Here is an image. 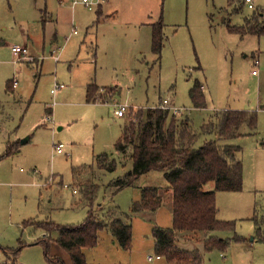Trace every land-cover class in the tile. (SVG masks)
<instances>
[{
  "label": "rangeland",
  "instance_id": "374dc122",
  "mask_svg": "<svg viewBox=\"0 0 264 264\" xmlns=\"http://www.w3.org/2000/svg\"><path fill=\"white\" fill-rule=\"evenodd\" d=\"M104 1V12L111 15L104 23H93L92 10L83 5L72 8L71 0H0V121L20 140L31 137L20 146L21 159L13 153L0 162V170L13 169L12 174L0 177L4 190L0 195V263L6 258L2 247H17L22 241L25 246L18 264H62L48 261L43 244L34 243L31 233L48 236L35 220L77 225L94 208L104 218L117 217L112 212L115 207L131 213L142 186L152 185L160 187L163 195L155 216L159 220L136 214L130 248L104 228L97 245L87 247L85 255L88 262L99 264H165L148 260V255L158 256L153 224H172L170 183L163 171H150L139 178L137 187L119 191L113 182L133 168L127 157L130 152L123 155L115 148L125 123L135 120L142 109L146 113L148 108H158L169 97L188 108L176 115L177 122L188 123L190 118L197 130L208 123L206 131L211 133L202 134L199 145L216 138L212 121L218 111H257L254 128L245 125L241 135L222 140L240 147L238 156L244 164L242 190H220L216 196L217 218L233 222L234 227L214 230L211 235L230 239L229 245L224 250H206L203 235L188 233L180 234L179 245L197 242L204 264H264V241L255 239L258 233L264 234V105L259 102L264 97V39L259 45L257 36L242 38L228 29L226 10L237 6L231 7L230 0ZM255 3L264 6V0ZM251 10L245 5L234 12L231 23L243 24ZM161 14L167 38L158 54L152 49L151 27L145 24ZM72 15L78 20L62 23V16L70 19ZM73 28L78 32L71 33ZM14 44L28 45L35 57L15 61ZM55 82L67 85L56 96L51 93ZM92 82L114 88L115 94L102 101L100 96L109 89L99 87V102H88L87 88ZM198 84L204 85L202 107L195 105L191 94ZM123 103L131 107L126 116L118 117L115 107ZM167 114L170 121L172 113ZM59 142L70 155L52 156L54 143ZM103 153L109 156L107 166L116 161L115 169L99 165L98 154ZM34 179L41 185L33 184ZM87 184L94 186L92 204L86 197ZM204 188L214 189L215 182ZM28 219L33 220L25 224ZM236 235L245 239L236 241ZM51 255L73 264L56 241Z\"/></svg>",
  "mask_w": 264,
  "mask_h": 264
},
{
  "label": "trees",
  "instance_id": "16d2710c",
  "mask_svg": "<svg viewBox=\"0 0 264 264\" xmlns=\"http://www.w3.org/2000/svg\"><path fill=\"white\" fill-rule=\"evenodd\" d=\"M163 15L153 24L152 49L160 54L165 43ZM232 32L245 34H264V18L254 11L241 25L228 23ZM199 85V86H198ZM191 90L192 98L197 107L204 105V96L200 90L203 84H198ZM98 86L89 84L87 88L88 102L98 101ZM109 93L102 101L108 100L115 94L114 88L106 87ZM168 110L148 108L142 109L135 120L124 125L115 148L120 154H126L133 161V168L124 176L118 177L113 184L117 191L133 186H138L139 178L153 170L163 171L164 177L170 183L171 199L173 206L172 224L168 227L155 226L152 234L155 239V252L164 256L171 264H203L201 253L198 249L189 250L179 245V236L183 234L203 235L206 250L219 247L224 250L230 239L211 235L214 230L231 228L233 222L217 218V191H239L243 188L244 164L238 156L239 146L223 143L222 140L242 134V127L248 125L254 128L257 123V111L242 109H223L217 112L216 121H212L216 138L198 144L202 134L206 131L208 123L203 124L201 130L195 129L190 122H177L176 115L172 113L168 121ZM146 117L144 121L143 117ZM167 121L169 122L167 125ZM21 140L8 141L5 151L0 154V160L20 150ZM107 153L98 155L100 166L110 170L115 169L116 161L107 166ZM79 173L78 168H74ZM214 181L215 188L206 190V184ZM94 186L86 185V197L93 203ZM163 203L161 188L158 186H142L141 197L135 200L132 211L155 210ZM112 212H116V207ZM130 218V217H129ZM28 219L24 223L28 224ZM48 236L38 237L34 243H41L45 248V256L50 262L65 264L62 257L51 255L53 242L65 249L73 264H91L87 261L85 248L96 246L99 241V232L110 229L120 244L130 248L133 238L131 223L122 217L104 218L96 213L95 208L90 209L88 216L77 225L58 224L52 221H36ZM57 235V236H54ZM264 241V234H257L255 239ZM236 241L245 237L236 235ZM20 241L17 247H2L7 255H12L10 264H17V259L25 246Z\"/></svg>",
  "mask_w": 264,
  "mask_h": 264
},
{
  "label": "crops",
  "instance_id": "0c3cea01",
  "mask_svg": "<svg viewBox=\"0 0 264 264\" xmlns=\"http://www.w3.org/2000/svg\"><path fill=\"white\" fill-rule=\"evenodd\" d=\"M104 0L102 1V3L95 9V10H92L91 11V15H92V22L93 23H104L107 19H106V17H108V16H110L111 15V13H105L104 12ZM236 3H238V4H236ZM240 3V4H239ZM71 7L72 8H74V7H77L78 5H83V6H85L84 4H82L81 2H77V3H73V0H71ZM254 4H255V6H254V8H250L249 7V5H248V3L246 2V0H230V6L232 7V6H235V5H237V6H239V7H233L232 8V10L231 9H227L226 10V16H225V20L228 22V21H230L229 23L230 24H232L231 23V16H232V14L234 13V12H239L240 10H243V8H244V6L245 5H247L250 9H252L251 11V13H249L248 15H246L245 17H244V22H245V20H246V18H248L249 16H251L253 13H254V11H257V12H259L261 15H262V18H264V6H262V5H259L258 4V6L256 5V3H255V0H254ZM52 16L53 15H51L50 16V18L52 19ZM159 18H160V16H159ZM62 23H69V21L71 22V24L74 22V21H77L78 19H76V16L75 15H72V16H70V19H69V17H67V16H65V17H63L62 16ZM49 21V20H48ZM158 20H156V21H154V22H147L146 24H145V26L148 28V29H150V27H151V33H152V30H153V24L155 23V22H157ZM243 22V23H244ZM56 23H57V25H59L60 24V20H58V21H56ZM228 24V23H227ZM90 26L91 25H89V24H87V28L89 29L90 28ZM74 27H76V26H74ZM78 32V30L77 29H75V28H73L72 29V31H71V33H77ZM57 33H59V31L57 30V28H56V30H55V34L57 35ZM236 33V32H235ZM238 34H240V33H238ZM251 35H253V36H257V38H255V39H257V40H259V45L260 44H263V39H264V34L263 35H257V34H251V33H249V34H245V35H241L240 34V36L243 38V37H248V36H251ZM167 38V37H166ZM166 40V39H165ZM26 45V44H25ZM28 46V45H27ZM29 47V46H28ZM260 48V47H259ZM261 51V50H260ZM29 52H30V48H29ZM263 51H261V53H262ZM30 56H34L35 57V55H33V54H29ZM256 55L254 54V57H255ZM36 58H38V57H36ZM257 59V61H258V63L260 64V59H258V58H256ZM258 64V65H259ZM254 70V69H253ZM259 71V70H258ZM256 74H258V72L257 73H255L254 75H256ZM262 81L264 82V80H262L261 79V83H262ZM92 83H94V82H92ZM55 84V83H54ZM95 84L98 86V87H100V88H106V86H103V85H99L98 83H96L95 82ZM67 86V85H66ZM203 88H204V85H203ZM58 92V91H57ZM57 94V93H56ZM56 96V95H55ZM97 102H99V101H96V103ZM260 104H261V106H263L264 105V97L262 98V97H260ZM95 103V102H94ZM175 103V102H174ZM182 107H184V106H182ZM116 108H117V106L115 107V110H116ZM185 109H184V111L185 110H188V108H186V107H184ZM226 109H228V108H226ZM53 107H50V112L49 113H53ZM115 110H114V113H115ZM115 115L117 116V114L115 113ZM118 117H120V116H118ZM186 117H188V116H186ZM189 118V117H188ZM189 122H190V118H189ZM127 123V122H126ZM125 123V124H126ZM1 124H3V121H0V138H2V143H3V145H4V149H3V151H0V154H2L4 151H5V149H6V145H7V142L8 141H16V140H19L20 139V137L17 135V134H15V132L12 134V131L11 130H9V129H7V126H5V124L4 125H1ZM62 128V127H61ZM123 131V130H122ZM15 134V135H14ZM121 134H122V132H121ZM12 135H13V139H12ZM31 138V137H30ZM30 140V139H29ZM28 140V141H29ZM27 141V142H28ZM26 142V143H27ZM25 144V143H24ZM23 144V145H24ZM21 150V149H20ZM20 150H18V151H16L12 156L13 157H16V158H18V157H20L19 159H21L22 158V156H23V154L20 152ZM53 151V150H52ZM98 155H100V154H98ZM52 156H53V154H52ZM2 160H4V159H1L0 160V162H2ZM13 169H10V170H8V169H4V170H0V177H2V176H4V175H8V174H12L13 173V171H12ZM20 171H22V172H24L25 171V168H23V167H21L20 168ZM31 171V170H30ZM33 173V172H32ZM33 174H35V173H33ZM17 175V174H16ZM3 181H1L0 180V184L2 183ZM33 184H36V185H41V183L42 182H40V183H38L37 182V180L36 179H34L33 180V182H32ZM42 186H44V184L42 185ZM130 187H132V186H130ZM128 188V187H127ZM125 189V188H124ZM0 195L1 196H3L4 195V190H3V188H2V186H0ZM216 196H217V194H216ZM140 197H141V192H139V194H137L136 196H135V198L133 199V202L135 201V200H138V199H140ZM171 202H172V199H171ZM2 203V199H0V204ZM133 205V204H132ZM162 205H163V203H162ZM162 205L159 207V208H157V209H155V210H148V209H146V210H142V211H135V212H133V211H131V213H125V212H123V211H121V210H119V208H117L118 210H116V212L118 213V216L117 217H122L125 221H127L128 223H131L132 224V227H133V217L136 215V214H140V213H142L143 215H145V216H148L149 218H151V220L152 221H155V219L156 220H159V217H155V216H157V213H158V211H159V209L162 207ZM101 206V205H100ZM172 209H173V206L171 207ZM102 210V209H101ZM131 210H132V208H131ZM99 210H96V212L99 214V212H98ZM172 213H173V210H172ZM159 215V214H158ZM130 217V218H129ZM111 218V217H110ZM34 219V218H33ZM21 220H23V219H21ZM165 220V219H164ZM25 221V220H24ZM35 221H38V220H35ZM156 222V221H155ZM158 223H154L153 224V226H152V228H154L155 226H161V227H168V226H170V225H168L167 223H166V221L165 222H163V223H160L159 221H157ZM9 223H10V225H11V221H9ZM42 232H43V230H42ZM100 233V232H99ZM32 234H34V235H32ZM42 234H44V232L43 233H39V232H33V233H31V238H33V240L35 241L39 236H41ZM184 235H186V234H184ZM57 236V235H56ZM179 239H180V236H179ZM155 240V239H154ZM193 243L194 244H188V241H186V242H183V243H181V247H183V248H186V249H189V250H193V249H198L197 248V242H195V241H193ZM84 250H86V248L84 249ZM6 255V260L4 259L3 260V263H0V264H10L11 262H12V255H7V254H5ZM157 255V254H156ZM202 256V255H201ZM155 259H159L160 261H164V263L165 264H171V263H169L168 261H167V259L164 257V256H156V258H155V256H152V255H148V260L149 261H154ZM202 261H203V258H202ZM89 263H91V262H89ZM18 264V263H17ZM91 264H99V263H91ZM203 264H204V262H203Z\"/></svg>",
  "mask_w": 264,
  "mask_h": 264
},
{
  "label": "built area",
  "instance_id": "2783aa9c",
  "mask_svg": "<svg viewBox=\"0 0 264 264\" xmlns=\"http://www.w3.org/2000/svg\"><path fill=\"white\" fill-rule=\"evenodd\" d=\"M102 1L103 0H73V3L75 4L77 2H81L89 10H95L102 3ZM246 2L248 3L250 8H254L255 6L254 0H246ZM12 52L14 54L15 61H20L22 59L29 58V48L27 45L14 44L12 46ZM253 73H257V70L254 69ZM16 84L17 81L15 80L13 85L16 86ZM64 87H66L65 83L55 82L54 86L51 88V93L55 96L57 91ZM130 107L131 106L128 103L117 104L115 113L117 114V116L124 117L127 115ZM158 107L164 110H168L169 112L175 115L182 114L185 109L182 106L176 105L174 101L169 97L164 98ZM47 118L51 119V114H49ZM63 153H66V155H70L69 152L65 151V144L63 142L54 143L53 155L63 154Z\"/></svg>",
  "mask_w": 264,
  "mask_h": 264
},
{
  "label": "water",
  "instance_id": "95a60500",
  "mask_svg": "<svg viewBox=\"0 0 264 264\" xmlns=\"http://www.w3.org/2000/svg\"><path fill=\"white\" fill-rule=\"evenodd\" d=\"M30 139V136H27L21 140V143L24 144Z\"/></svg>",
  "mask_w": 264,
  "mask_h": 264
}]
</instances>
